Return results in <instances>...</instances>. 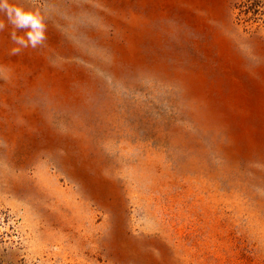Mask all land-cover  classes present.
Segmentation results:
<instances>
[{"label": "rangeland", "instance_id": "1", "mask_svg": "<svg viewBox=\"0 0 264 264\" xmlns=\"http://www.w3.org/2000/svg\"><path fill=\"white\" fill-rule=\"evenodd\" d=\"M9 2L0 264H264V0Z\"/></svg>", "mask_w": 264, "mask_h": 264}, {"label": "clouds", "instance_id": "2", "mask_svg": "<svg viewBox=\"0 0 264 264\" xmlns=\"http://www.w3.org/2000/svg\"><path fill=\"white\" fill-rule=\"evenodd\" d=\"M0 13H3L7 18V22L16 29H28L27 41L25 43L22 37H18L13 32L12 39L15 43L21 44L24 47H28L30 44L33 48L38 45H42L47 39L46 37V25L43 18L38 14L30 10H26L22 7L15 6L9 2V0H0ZM5 28V23L0 20V31ZM19 49H13L12 54H18Z\"/></svg>", "mask_w": 264, "mask_h": 264}]
</instances>
